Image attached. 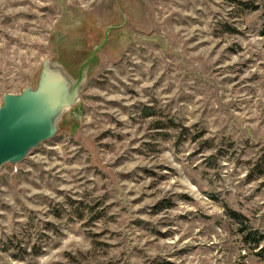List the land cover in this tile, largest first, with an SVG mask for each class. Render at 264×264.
<instances>
[{"label":"rangeland","instance_id":"1","mask_svg":"<svg viewBox=\"0 0 264 264\" xmlns=\"http://www.w3.org/2000/svg\"><path fill=\"white\" fill-rule=\"evenodd\" d=\"M104 40L0 169V264H264V0H0V105Z\"/></svg>","mask_w":264,"mask_h":264},{"label":"water","instance_id":"2","mask_svg":"<svg viewBox=\"0 0 264 264\" xmlns=\"http://www.w3.org/2000/svg\"><path fill=\"white\" fill-rule=\"evenodd\" d=\"M105 40L82 62L74 80L56 64L57 67L46 64L34 88L26 87L20 93L3 95L0 105V169L7 163L21 162L30 150L56 135L59 118L78 100L86 67Z\"/></svg>","mask_w":264,"mask_h":264},{"label":"trees","instance_id":"3","mask_svg":"<svg viewBox=\"0 0 264 264\" xmlns=\"http://www.w3.org/2000/svg\"><path fill=\"white\" fill-rule=\"evenodd\" d=\"M228 214L240 225V232L242 233L244 243L251 248H257L262 240V237L258 235L257 231L247 225V220L242 215L231 210H228Z\"/></svg>","mask_w":264,"mask_h":264},{"label":"bare ground","instance_id":"4","mask_svg":"<svg viewBox=\"0 0 264 264\" xmlns=\"http://www.w3.org/2000/svg\"><path fill=\"white\" fill-rule=\"evenodd\" d=\"M52 66L54 67V66H56L55 64H53L52 63ZM57 67V66H56ZM77 102V101H76ZM76 102L72 105V106H70V107H68L64 112H63V116L76 104ZM62 119V116L59 118V120H58V122H57V126L59 125V122H60V120Z\"/></svg>","mask_w":264,"mask_h":264}]
</instances>
